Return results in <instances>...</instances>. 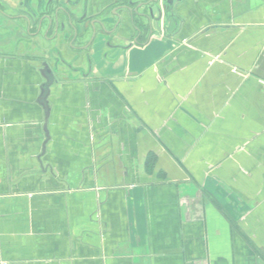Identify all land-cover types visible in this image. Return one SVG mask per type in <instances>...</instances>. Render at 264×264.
<instances>
[{
    "label": "crops",
    "instance_id": "1",
    "mask_svg": "<svg viewBox=\"0 0 264 264\" xmlns=\"http://www.w3.org/2000/svg\"><path fill=\"white\" fill-rule=\"evenodd\" d=\"M174 15L46 103L44 41L0 21V264H264V0Z\"/></svg>",
    "mask_w": 264,
    "mask_h": 264
},
{
    "label": "flooded vegetation",
    "instance_id": "2",
    "mask_svg": "<svg viewBox=\"0 0 264 264\" xmlns=\"http://www.w3.org/2000/svg\"><path fill=\"white\" fill-rule=\"evenodd\" d=\"M72 1L76 2L77 0ZM27 2L28 3H26V0H20L15 4H11L10 2L2 4L0 2V21H2L3 19L12 21L14 23L15 32L24 33L25 31L27 33L26 35L29 39L28 42H30L29 46L31 47L28 50L35 49V46L32 45L33 42H38V44L41 45L44 41L45 46H42L41 49L45 48L46 53L58 52L62 57L61 59L65 62V72L70 78H72L73 73L79 74L83 78L87 77L88 75H91L98 65L97 58L100 57L105 60L109 55L108 52L112 51L121 53L123 50H126L138 43L136 37V40L133 41L135 33L140 35L141 37L142 34L147 32L142 31L143 26L138 21H135V27L132 28V26L125 22V16H123L122 21L124 27L118 25L116 29V25L120 19L119 17H121L124 12L122 10V7L126 6V0L121 1L118 8V12L115 15L117 19H115L114 23H106L104 21H93L92 19H89L87 17L88 12L86 15H84V8L82 12L83 14L80 15L78 13V10L81 8L80 3V5H78L73 10L75 16H73L72 18V26L70 27L69 25L70 20L64 18L63 16H61V14H59L60 22L58 24V28L55 25L50 28L48 24L49 22L47 20L42 23L40 21L42 20V18L47 17L48 14L52 15V13L56 12L58 9L65 7V0H61V2L54 5H48L49 0H41V2L39 0H27ZM39 4L42 5L41 10L44 15L42 14V16L37 17V22L33 23L34 25L16 19L21 16L23 17L24 12L22 10H24L25 6L37 8L39 7ZM63 24L66 26V28L65 31L62 32ZM97 25H99L100 27L99 30L97 28ZM135 29H141V32H137L135 31ZM105 30L107 34H105ZM88 31L89 35H86V32ZM153 35H155V33H153ZM50 37H52V39L56 38L55 41H52L55 47L52 48L51 51H47L46 43L51 42ZM89 38L90 41L83 42L86 39L88 40ZM39 58L42 63L47 62V59L45 61V59L41 57Z\"/></svg>",
    "mask_w": 264,
    "mask_h": 264
},
{
    "label": "water",
    "instance_id": "3",
    "mask_svg": "<svg viewBox=\"0 0 264 264\" xmlns=\"http://www.w3.org/2000/svg\"><path fill=\"white\" fill-rule=\"evenodd\" d=\"M41 2V0H39ZM126 6L122 7L124 11L121 17H119V21L116 25V29L119 26L124 27L122 21L123 16L126 17V23L135 27V21L140 22L143 26L142 31H147L150 36L153 33H167L170 27L175 23V15H174V7L175 4L178 3L180 0H126ZM61 2V0H49L48 5H54ZM26 3L27 0H26ZM81 0H77L76 2L72 0H65V7L58 9L56 12L48 14L47 17L42 18L40 21L41 23L44 21H48L49 27L52 28L55 25L58 28V24L60 22V17L63 16L64 18L70 20L69 25L72 26V18L74 15L73 10L80 5ZM88 5L89 0H85L83 8H84V15L88 12ZM42 5L39 4V7L33 8L31 6H25L23 17L16 18L19 21H25L28 24H33L37 22V17L42 16ZM44 15V14H43ZM138 19V20H137ZM122 24V25H121ZM34 25V24H33ZM66 26L62 25V32L65 31ZM73 28V27H72ZM115 29V30H116ZM137 32H141V29H135ZM86 35H89V31L86 32ZM154 36H156V34ZM105 34H107L105 30ZM119 36V35H118ZM121 36V35H120ZM56 38L51 39L50 41H55ZM32 45L35 46L36 49H40V44L38 42H33ZM45 46V45H42ZM44 52L45 51V48ZM62 57L60 54L51 53L49 52V57L47 58V62L43 64V72L46 79V84L44 85V92H43V102L46 103V99L50 93V87L56 82L57 78L60 76H68L66 68H64V60L61 59ZM47 106V104H46ZM48 111V109H47Z\"/></svg>",
    "mask_w": 264,
    "mask_h": 264
},
{
    "label": "rangeland",
    "instance_id": "4",
    "mask_svg": "<svg viewBox=\"0 0 264 264\" xmlns=\"http://www.w3.org/2000/svg\"><path fill=\"white\" fill-rule=\"evenodd\" d=\"M7 40H4V38L2 39V42H6ZM9 42V41H8ZM24 43V46H25V49H30L31 47L29 46L30 45V42H28V41H26V40H24V39H19L18 41H15V40H13V42L11 43V45H8L9 47H4L6 50H13V51H17L18 50V52H21V48L18 46V44H20V43ZM5 44V43H4ZM7 44V43H6Z\"/></svg>",
    "mask_w": 264,
    "mask_h": 264
}]
</instances>
